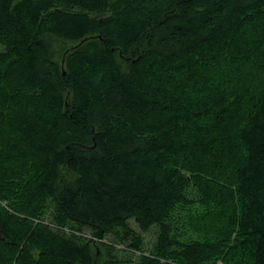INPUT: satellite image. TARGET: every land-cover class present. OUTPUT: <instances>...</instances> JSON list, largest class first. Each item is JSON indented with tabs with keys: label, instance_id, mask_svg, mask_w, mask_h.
I'll return each mask as SVG.
<instances>
[{
	"label": "trees",
	"instance_id": "obj_1",
	"mask_svg": "<svg viewBox=\"0 0 264 264\" xmlns=\"http://www.w3.org/2000/svg\"><path fill=\"white\" fill-rule=\"evenodd\" d=\"M0 224V264H264V0H0Z\"/></svg>",
	"mask_w": 264,
	"mask_h": 264
},
{
	"label": "rangeland",
	"instance_id": "obj_2",
	"mask_svg": "<svg viewBox=\"0 0 264 264\" xmlns=\"http://www.w3.org/2000/svg\"><path fill=\"white\" fill-rule=\"evenodd\" d=\"M5 204V203H4ZM131 226L133 228H135L137 231H140L139 228L137 227L136 223L134 222V220H131ZM143 236L145 238V248L147 249V251L150 250L152 244L156 241V237H157V229L155 228H152L149 232L147 233H143ZM110 240V239H109ZM108 239H102V242L106 243V244H111V245H116L114 243H112L111 241H109ZM117 247L119 249H122V250H127V247L124 246V245H117ZM100 252V249L98 248L97 249V253ZM139 255V254H133V257L136 258V256Z\"/></svg>",
	"mask_w": 264,
	"mask_h": 264
},
{
	"label": "water",
	"instance_id": "obj_3",
	"mask_svg": "<svg viewBox=\"0 0 264 264\" xmlns=\"http://www.w3.org/2000/svg\"><path fill=\"white\" fill-rule=\"evenodd\" d=\"M84 41H82L80 44H82ZM2 234H3V229H2V226H1V224H0V237L2 236Z\"/></svg>",
	"mask_w": 264,
	"mask_h": 264
}]
</instances>
